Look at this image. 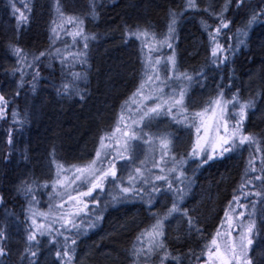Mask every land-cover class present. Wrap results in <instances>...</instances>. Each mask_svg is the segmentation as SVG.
Instances as JSON below:
<instances>
[{"label": "trees", "instance_id": "1", "mask_svg": "<svg viewBox=\"0 0 264 264\" xmlns=\"http://www.w3.org/2000/svg\"><path fill=\"white\" fill-rule=\"evenodd\" d=\"M73 1L55 0L54 11L58 7L61 10L58 15L47 12L46 7L43 9L36 1L31 2L29 9L32 12L28 15V23L17 31L16 18L6 14L17 0H0V95L8 102L6 118L0 119V197H3L0 203V228L6 232L7 239L3 243L9 253L0 258L3 264H30V260H35V264H60L55 252L62 249L63 237L55 232L51 236L56 241L53 252L39 245L33 246V250L38 248L36 257H30L25 252L27 230L35 227L29 217L37 211L49 210L50 204H57L58 196H53L50 190L56 167L59 164L85 163L87 153L95 150L96 144L115 124L122 106L142 79V45L140 40L129 39L125 29H148L163 38L169 23V10L180 11L183 7V0H82L90 10L87 16L90 15L93 22L88 31L95 39L90 38L87 50H83L87 52V63L77 62L73 66L69 57L68 65L65 66L61 64L55 50L60 49L64 56L69 52H81L78 45L73 43V36L66 34L71 33L74 24L68 23L66 19L58 28L64 31L59 33V38L53 43L51 29L57 21H53L49 27V20L51 15L69 18L67 14L71 10L78 13L80 3ZM225 2L212 0L208 5L198 3L200 11L189 10L178 21L175 37L170 42L175 49L180 72L188 73L193 79L191 82L173 80L171 85L187 88L186 114L190 121L191 114L196 112L195 107L204 99L200 92L205 93L206 88L211 90L213 87L216 94L222 90L225 99L237 95L238 99L252 100L258 111L262 109V114L255 115V111L248 113L246 134L252 133L264 141V17L260 18L262 22L252 25L246 37L237 34V29L244 28V23L252 13L260 11L264 4L262 0H248V3L237 9L235 0H232L225 13L226 19L231 20L230 27L223 30L217 39L225 47L232 45L235 51L223 53L229 58L217 65L212 63L211 57L214 44L203 29L201 20L207 21L212 28L217 27L219 22L202 9L211 6L219 12ZM18 3L22 6L21 2ZM93 8L95 16L92 14ZM84 19L83 23L87 24L89 20ZM240 40L244 43H239ZM9 43L17 44L29 54L41 51L51 53V56L42 58L39 64L35 91L31 84L33 68H25L24 85L19 87L20 74H12L18 65L10 53ZM171 50L165 46L161 51L167 55ZM72 72L86 76V79L76 81L79 94H58L57 89L63 83L71 85ZM164 90L168 92L172 89L165 87ZM13 111L17 113L15 118L12 116ZM184 129H180L179 136L184 134ZM9 134L11 145L7 142ZM176 144L173 140V151H176L179 160H176L175 166L162 164L165 172H159L176 177L182 170L194 181L181 208L188 209L199 232H189L187 218L177 216L178 220H175L174 216L166 221L165 243L169 252L180 257L179 264H205L207 256L202 254L205 245L210 244L217 232L233 196L241 195V202L247 203L243 199L244 192L255 190L251 185L244 190L240 188L244 183V172L250 156L264 157V151L257 153L246 145V150L241 154L231 152L201 167H197L198 161L189 170L188 166L194 160L188 158V147L181 148L180 144L176 147ZM260 147L264 150V143ZM181 159L186 162L180 164ZM259 164L258 158L257 167ZM173 166L178 171L168 173V168ZM22 181H35V200L31 204L30 198L17 192ZM45 183L48 187H42ZM111 187L110 184L108 191ZM253 199L256 198L248 197V200ZM162 200H165V204ZM109 201L105 197L100 200L101 205L88 206L89 211L93 209L102 218L94 228L79 237L92 245L91 253L85 256L81 264H133V246H147V238L141 242L137 241V236L155 222L153 213L162 215L171 207L172 196L171 193L157 194L151 207L144 201L117 205ZM256 208L259 209V215L251 257L253 264H264V205L257 203ZM88 220H92V217ZM53 229H57L55 225ZM74 233L75 230L72 233L65 231L69 236ZM40 237L38 235V239ZM147 264H160L158 255L148 259ZM166 264L177 262L169 260Z\"/></svg>", "mask_w": 264, "mask_h": 264}, {"label": "snow or ice", "instance_id": "2", "mask_svg": "<svg viewBox=\"0 0 264 264\" xmlns=\"http://www.w3.org/2000/svg\"><path fill=\"white\" fill-rule=\"evenodd\" d=\"M232 3V0H226L224 6L219 12H216L212 9L211 6L202 9L204 12L208 13L210 16H213L218 20V26L212 28L211 25L205 20H201V25L203 29L208 32L210 41L214 44L211 50V57L213 64H223L228 60V56L223 55L225 52L235 51L232 45L225 47L220 44L218 37L221 35L223 30L229 29L231 20L226 19L225 13L228 11L229 5ZM248 3V0H235L236 8L239 9L244 4ZM264 4V0H262ZM13 7V15L17 20V31H19L24 25L28 23V17L24 12H21L19 9ZM27 7V5H25ZM189 10L200 11L197 0H183L182 10L176 11L174 9L169 10V23L167 26V33L160 39L155 35V33L150 32L148 29L137 28L131 30L126 28L125 32L129 39L140 40L144 47L148 46L149 41L156 40L158 41L157 47L150 49V51H159L163 47H168L172 49L171 55L167 56H157L155 59L149 57L143 61L144 65V74L137 88L136 92L133 93L132 103L136 104L135 110H133L128 102H125V105L122 106V112L120 115V122L125 121V111L128 113L127 119L131 120V125L123 123L124 131L122 136L124 139V144L120 147L123 148L124 152H128L131 147L130 141H135L142 139L145 143H149L150 140L146 138V135L143 131V128L140 125L144 121H151L160 115H172L173 119L177 123H183L189 120V116L183 115L187 109L184 105V98L187 94V88L185 86L173 87L169 82L176 80H184L191 82L193 77L186 72H180L175 58V49L173 44L170 42L175 37L176 25L178 21L184 16L185 12ZM30 11V9H29ZM59 12V7L57 8ZM16 13H19L16 16ZM92 14L95 16V8H93ZM261 17H264V7L260 11L253 12L252 15L248 18L244 28L237 29V34L239 36H247L248 30L252 27L253 24H256L261 21ZM68 23L74 24L77 27V31L74 33H66L73 36V43L77 42V38H82L83 40V49L88 48V41L90 37L84 33L83 29V20L75 17H69ZM211 29V31H209ZM53 33L52 42L55 43V40L59 38V33L57 28L53 27L51 29ZM95 39V37H91ZM239 43L243 44L244 41L240 40ZM11 55L16 58L17 67L12 70V74H20L19 87L24 85V75L25 68H33L32 72V90L35 91L36 83L39 78V64L42 62V58L51 56L50 52L41 51L38 54L32 53L29 54L24 51L15 43H9L8 45ZM56 55L60 58L62 65L67 66L69 62V57H71V64L74 66L75 63H87V52L81 51L77 53L69 52L67 56L61 54L60 49H56ZM29 55H31V60H29ZM161 72L164 73L163 77ZM171 73V75H169ZM72 76V83H63L60 88L57 89V93L65 96H71L72 94H79V89L76 86V81L86 79V76L78 72L70 73ZM165 87H170L172 90L169 93H165ZM147 90V91H146ZM155 93V94H154ZM19 93H17L18 95ZM139 98L137 102L136 98ZM83 99V96L80 97ZM148 100H152L153 103L149 105ZM7 101L3 95H0V119L6 118V109ZM231 104L232 111L228 112V105ZM254 102L249 101H240L237 95H233L231 99H224L223 91L221 90L218 93V96L214 100L209 101V106L206 107L202 112H195L191 114V122L188 124L189 127L195 128L197 139L195 144L192 147L189 157L191 159L200 158L199 164L197 167H201L204 164L209 163L210 161L216 158H223L225 153H231L237 150H240L244 145H248L250 149L254 148L257 153L264 151L261 149V141L256 135L252 133L245 134L243 131V122L247 118L248 110L254 108ZM177 109V113H173V109ZM238 108V111L236 110ZM211 111L212 118H214L213 123H209L208 120L204 118L205 113ZM218 113V114H217ZM138 114V119H135L134 116ZM17 113L12 112L13 118H15ZM177 115L183 116V119H178ZM229 120L235 121L231 126H229ZM198 121V122H197ZM147 124H144V127H147ZM223 129V131H221ZM203 133L201 134V131ZM116 131H121L120 127L116 128ZM212 132L213 135H209ZM160 148V160H152V167L159 168L161 173L165 172V167L161 166L162 164L166 166L168 160L170 159L174 164L177 163L176 157L173 153V141L167 136L163 135L157 138ZM8 144H12L11 134H9ZM119 145V141H117ZM110 146V145H108ZM101 147H105L104 138H101ZM120 147H117V156L120 159H133L131 156L125 157L120 152ZM109 153H101L97 151L96 159L90 161L84 166H72L74 169L73 175L71 178L65 177L60 179V172L57 173V180L52 185L53 190L56 186L71 188L72 185H75L77 181L80 182L76 188L72 189V192H76L77 195H73L72 192H67V200L63 203L51 205L50 211L52 208L64 209L65 204L72 202L73 207L76 208L75 212L72 211H62L58 216H54L51 222L48 225L43 223H38L34 218L36 215H40L45 219L48 218L50 213L40 212L32 213L31 224L34 225V228H29L27 230V246L25 252L30 257H36L38 253L37 250H33V246H38L40 241L39 236L49 235L52 236V233L55 232L56 235L63 237V246L62 249H58L55 252L56 258L60 260V264H72L73 256L75 253V247L77 239L81 235L87 233L88 228H94L96 222L102 217L97 214L95 220H85L81 213L85 209H88V203L83 202L80 197H92L93 202H98L99 197L93 196V192L97 189L103 191V182L111 177V182L119 188V194L113 196V201H118L121 199L134 198L140 193L144 195L140 196L141 200L151 207L156 201V195H166L171 193L172 204L167 211L158 215L153 213L155 217V222L151 224L147 229L142 231L139 236H137V241L143 242V238H147V246L137 248L135 245L131 251L133 257V264H147V260L150 259L153 255H158L160 264H166L167 261L172 260L176 261L179 264L180 257L173 255L168 251L167 245L165 243V225L166 221L174 216H182L187 218L188 230L197 231L199 229L196 227L195 220L189 216L188 209L181 208V204L185 200L188 193L191 191L193 180L188 178L186 174L180 170L179 175L173 179H169L168 175H157L153 174L152 177L146 176L145 171L151 172V169H145L143 167L137 166L129 173L128 186L120 187V184L123 182V177L117 176V170L115 163L112 159H108ZM167 158V159H166ZM259 158L260 164L259 167L256 165V160ZM146 160H142L141 165L146 164ZM186 160L181 159L180 164H184ZM58 168L63 169V166L60 165ZM71 171V169H70ZM176 167L168 168V173L177 172ZM250 173H256L255 175H250ZM183 177V179H181ZM244 183L240 185L241 190H244L246 186L251 185L255 190L254 191H245L243 199L247 203H241L240 196H233V200L229 202L228 210L224 213V220H222L221 225L217 229L216 236L212 238L210 244L205 245V251L202 253L207 256L205 264H253V259L249 255L250 247L254 241V235L256 232V222L253 219V215L257 206V203L264 205V157L250 156L248 165L244 172ZM67 180V184H65ZM156 181H163V185H157ZM178 181V184L176 183ZM259 182V183H257ZM35 181L28 182L22 181L20 186L17 188V192L22 194L29 199V203L35 200L33 184ZM148 185L146 189L144 187H137V184ZM179 185H183L182 187ZM87 187L86 191H79L81 187ZM42 187H48L45 183ZM128 194H131L129 196ZM147 196V199H144V196ZM255 197L256 199L248 200V197ZM3 202V197H0V203ZM83 207H80V205ZM233 204L240 209H251L248 211L249 221L247 225H240L241 231L238 236V243L236 239L232 237L233 221L234 219H239L245 215V211H240L236 216H233L232 213L236 212V207H233ZM102 211V210H101ZM87 216L90 213L84 212ZM60 222V227L66 232L72 233L75 230L74 235L69 236L65 235V231H59L58 229H53L52 224ZM86 225V227H85ZM225 226L228 227L229 231L221 232V229ZM223 236V244L220 242V237ZM7 239L6 232L3 228H0V258L6 257L9 253L4 246V241ZM50 243H56L55 238L53 237ZM24 258V257H22ZM199 259V257H197ZM0 264H3L0 260ZM30 264H35V260H30Z\"/></svg>", "mask_w": 264, "mask_h": 264}, {"label": "rangeland", "instance_id": "3", "mask_svg": "<svg viewBox=\"0 0 264 264\" xmlns=\"http://www.w3.org/2000/svg\"><path fill=\"white\" fill-rule=\"evenodd\" d=\"M34 1H36L38 3V5L41 6L42 8L46 7L47 12H49L51 14L55 13L56 15H58L61 12V10L59 12L57 10L54 11V9L56 8V7L54 8V5L56 6L55 0H17V2L16 3L14 2L13 4H15V7L17 9H19L21 12H24L25 15L28 17V15L30 16L31 12H32L31 9L29 11V8L31 6V2H34ZM209 1H212V0H197V3H202V4L204 3V4L208 5ZM18 2H21L22 6H19ZM73 2L80 3V5L78 6V7L81 6L80 10H79L80 13L79 12L77 13V12L71 10V11H69V14H67V15H69V17L79 18V19L83 20V22L85 20L84 18L88 19L89 21L87 22V24L83 23V29H84V33L91 38V34L88 31V29L89 30L91 29V23L93 21H91L92 19H91V17H89L90 15L87 16L89 14L90 10L87 7H85L84 3H82L83 2L82 0H80V1H75L74 0ZM25 5H27V7H25ZM43 11H45V10H43ZM8 12L9 13H6V14L9 15V16L11 15V17H12V15H13V7L12 6L10 7V11H8ZM18 15H19V13H16V16H18ZM52 17H55V18H52ZM66 19H68V17H66L64 15H59V16H52L51 15L50 16V20H49V23H50L49 27H50V25H52L51 23H53V21H57V22L54 23V27H56L58 29V28H60L63 25V23L66 22ZM244 25H246V24L244 23ZM52 28H53V26H52ZM77 30H78L77 27L75 25H72L71 33H74ZM61 31H64V30H61V29L57 30L58 33H60ZM166 33H167V31L163 34V37L165 36ZM160 39H163V38H160ZM89 42H90V39L88 41V45H89ZM83 43L84 42H83L82 38H77V42L75 44L78 45V49L80 51L85 50V49H83ZM140 44L142 45L141 41H140ZM157 44H158V41L152 40V41H149L147 47H144L142 45L141 48L143 49V51H142L141 55L143 57L142 58L143 61H145L149 57H151L152 59H155L157 56L171 55V53H172L171 49H170L171 52L167 53V55H166V53H163L161 51L162 49H160L159 51H150V49H154L155 47H157ZM128 47H129V45L126 46V49H128ZM176 64H177V67H178V69L180 71L179 61H177V59H176ZM142 70H143V73H144V65H142ZM161 74L164 75L163 72H161ZM169 75H171V73H169ZM141 80L138 81L137 88L139 87V84L141 83ZM172 82L173 81H170L169 83L171 84ZM137 88L135 89L134 93L136 92ZM214 90L215 89L212 87L211 90L209 88H206L205 93L204 92H200V94H202L200 96H202V98H204V99L202 101L200 100V104H199L198 107H195V111L196 112H202L206 107L209 106V102H207L208 99L212 98L211 100H214V99L217 98L218 94L213 92ZM209 91H211L210 94L208 93ZM169 92H170L169 90H168V92L165 91V93H169ZM132 97H133V94L128 98L127 102L129 104V106L133 110H135L136 104L132 103V99H131ZM136 99H137V102H139V98L137 97ZM186 99H187V94H186V96L184 98L185 107L188 104ZM239 100L240 101H246L244 98H242V99L240 98ZM147 103L149 105H151L153 103V101L152 100H148ZM196 108H198V109H196ZM230 108H232L231 104L228 105V109H227L228 112L232 111V110H230ZM236 110L238 111V108ZM250 111L251 112L255 111L256 112L255 115L262 114L261 113L262 109H260L258 111V107L257 106H254V108L248 110L247 115H248V113ZM187 112L188 111H186L183 115H187L186 114ZM173 113L176 114L177 113V109L174 108L173 109ZM120 115H121V113L119 114L115 124L113 126H110L109 130L106 133V136H104L105 147H103V148L101 147V140H100L99 144L98 143L96 144L95 150H93L91 153H87V156H86V159H85L86 161L82 165H80V164H59L58 166L62 165L63 169L58 168V166L56 167V172H54L55 174L52 177L53 178V182H52V184L50 186V190H52V195L53 196H58L57 204L63 203L65 200H67V192H72V189L76 188L77 185L80 184V182L77 181V183L75 185H72L71 188L61 187V186L57 185L55 190H53L52 185L54 184V182L58 178L57 177L58 171L60 172V176H59L60 179H64L65 177L71 178V176L73 175V172H74V169H73L72 166H84V165L88 164L90 161L96 159L97 151H100L102 154L105 153V152L109 153L108 159H112L113 162L115 163L116 170H117V176L118 177H123V182L120 184V187H127L128 186L127 177L129 175V173L132 172L133 169L135 167H137V166L143 167L145 169H151V172L145 171V175L146 176L152 177L153 174L162 175L159 172L160 171L159 168H153L152 167V160L153 159H155L156 161L160 160V148H159V143H158V139H157L158 137L163 136V135H167L172 141L174 140L177 143L176 147H177L178 144H180L179 146L181 148L188 147V149H187L188 151L187 152H189V153L191 152L192 147H193V145L196 142L197 134H196L195 128H192V127L188 126V124L191 122L190 120L185 121L183 123H177L173 119L172 115H160V116L156 117L155 119L151 120L150 122L146 120L140 125V127L143 128L144 133L147 134L146 138L149 139L150 142L149 143H145V141L142 140V139H138V140H135V141H130L131 147L129 148V151L128 152H124L123 148L120 147V146H122L124 144V139H125L122 136V132L125 130L124 127H123V123H127V124L131 125L132 122H131V120L127 119L128 113L126 111H125V121L124 122H120V120H119ZM134 118L138 119V114H136L134 116ZM177 118L178 119H183V116L177 115ZM204 118L206 120H208L209 123H213V121H214V118H212L211 111L206 112ZM234 122L235 121L229 120V126H231ZM144 124H147L148 126L144 127ZM245 125H246V120L243 122V131L246 134ZM118 126L120 127L121 131H116V128ZM180 129H182V131H183V129H184V131L185 130L186 131L183 132L184 134H181L179 136ZM221 131H223V129H221ZM202 133H203V130L201 131V134ZM209 135L211 136V135H213V133L210 132ZM117 141H119V145H117ZM108 145H110V146H108ZM117 147H120V152L125 157L131 156L133 159H120L117 156V151H116ZM244 150H246V145H244L240 150H237V151H234V152L238 153V154H241ZM172 154L175 155L176 160L178 161L179 160L178 154H176L175 150L173 151ZM226 154H229V153H225V155ZM201 158L202 157L193 159L194 162L192 161V163L189 164L188 169L191 170L193 168V166L196 164V162H198ZM142 160H146L147 161L146 164L141 165L140 162ZM169 163L171 165H174V163L170 159L168 160V164ZM70 169H71V171H70ZM168 176H169V179H173L174 178V177H171L169 174H168ZM65 184H67V180H65ZM110 184L112 185V187H111V190L108 191L107 188H108V186H110ZM156 184L157 185H161V181H156ZM137 187L138 188L144 187V188L147 189L149 186L148 185H141V184L138 183ZM86 190H87L86 186L81 187L79 189V191H86ZM72 194L73 195H77L76 192H72ZM118 194H119V188L116 187L111 182V177H109L107 180H105L103 182V191H100L99 189H97L95 192H93V196H98L99 197L98 202L94 203L92 197H80V199L83 202L88 203V206H89V204L91 206L101 205L100 204V200L105 198V197L110 200L109 202H113L114 205L121 204V203H134V202L144 201V200L140 199V196L144 195V193H140L139 195H136L134 198L123 199L121 197V199H119L118 201H113V196L118 195ZM50 195H51V193H50ZM50 195H48V196H50ZM128 195L131 196V194H128ZM240 197H241V195H240ZM144 199L145 200L147 199L146 195L144 196ZM241 199H242V197H241ZM123 201H126V202H123ZM161 202H163V204H165V200H162ZM80 207H83V205L81 204ZM233 207H236V205L233 204ZM65 210L75 212L76 208L73 207L72 202H68L67 204H65V208L64 209H56L55 208L54 210L51 209V211L49 209V210H41V211H37L36 212V213H40V212L50 213L47 219H45L44 217H42L40 215H36L34 218L37 220L38 223H43L45 225H48L51 222V220L53 219L54 216H58L60 214V212L65 211ZM258 210H259L258 208L255 209L254 215L252 217L253 219H255L256 225H257V220H258L257 219V215H259L258 214ZM166 211L167 210H165V212ZM240 211H245V215L243 217H240L239 219H234V221H233V229H232V237L234 239H236L237 243H238L239 233L242 230L240 225H247V223L249 221L248 211H251V209L245 210V209H240L239 207H236V212L232 213V215L236 216ZM84 212H87V213H90V214L86 216L84 214ZM84 212L81 213V216L83 218L86 217L87 220L90 217H92V220L96 219L97 213L95 211H93V209L91 211H89V209H85ZM176 217L177 216H175L174 219ZM175 220H178V218H176ZM223 220H224V218H223ZM54 225L56 226L57 229H59V231L64 230V229H62L60 227V222L59 221L57 223H55V224H52V228H54ZM90 229L91 228H88V230H90ZM226 231H229L227 226H225L224 228L221 229L222 233L226 232ZM216 233H215L214 236H216ZM65 235H67V234H65ZM41 237L39 238V241H40L39 246H42L43 248H47L49 251L51 250V252H53L54 243H50L49 242L51 240V237L49 235L46 236L48 238H46L44 236H41ZM219 239H220V242L223 244L224 237L221 236ZM254 244H255V238H254L253 244L250 247V251H249V255L250 256H251V250H252ZM73 247H75V253H74V256H73V260H72L73 264H81V263H83L84 262L83 260H84L85 256L89 255L91 253V249H92V245L86 239H82L81 240L79 238L77 239L76 245H74Z\"/></svg>", "mask_w": 264, "mask_h": 264}]
</instances>
